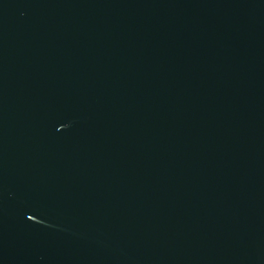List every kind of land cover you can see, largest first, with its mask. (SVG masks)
Returning <instances> with one entry per match:
<instances>
[{
    "label": "water",
    "instance_id": "95a60500",
    "mask_svg": "<svg viewBox=\"0 0 264 264\" xmlns=\"http://www.w3.org/2000/svg\"><path fill=\"white\" fill-rule=\"evenodd\" d=\"M0 264H264V0H0Z\"/></svg>",
    "mask_w": 264,
    "mask_h": 264
}]
</instances>
